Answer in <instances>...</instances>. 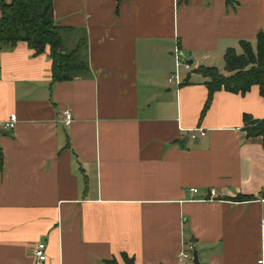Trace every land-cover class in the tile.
Segmentation results:
<instances>
[{
  "label": "crops",
  "instance_id": "obj_1",
  "mask_svg": "<svg viewBox=\"0 0 264 264\" xmlns=\"http://www.w3.org/2000/svg\"><path fill=\"white\" fill-rule=\"evenodd\" d=\"M53 3L64 50L84 40L90 73L53 82L49 46L0 52V122L17 115L0 131V264H194V248L201 264H264V143L244 121L264 119V96L221 89L202 116L197 70L256 47L264 0ZM176 48L193 60L179 87Z\"/></svg>",
  "mask_w": 264,
  "mask_h": 264
},
{
  "label": "trees",
  "instance_id": "obj_2",
  "mask_svg": "<svg viewBox=\"0 0 264 264\" xmlns=\"http://www.w3.org/2000/svg\"><path fill=\"white\" fill-rule=\"evenodd\" d=\"M226 1L232 3L234 0ZM1 11L0 52L14 47L19 41H26L37 55L44 53L49 46L53 82L70 81L90 73L84 56V40L75 48L64 50L61 30L55 22L53 0H2ZM256 41V47L250 41H241V53L235 48L228 49L225 53V72L216 67L202 66L197 69L209 78L206 81L208 98L202 116L210 107L214 93L221 89L244 94L253 85H258L264 96V30L259 31ZM244 121L248 136H261L264 143V119H254L245 114ZM4 166L5 156L0 146V173ZM235 199L249 198L238 195ZM122 257L125 264H135L134 257L127 253H123ZM108 263L120 264L116 258L108 260Z\"/></svg>",
  "mask_w": 264,
  "mask_h": 264
},
{
  "label": "built area",
  "instance_id": "obj_3",
  "mask_svg": "<svg viewBox=\"0 0 264 264\" xmlns=\"http://www.w3.org/2000/svg\"><path fill=\"white\" fill-rule=\"evenodd\" d=\"M175 55H176V68L175 71L169 76L168 81L170 84L179 87L180 84L182 83L180 78V67L184 66L187 69H190L191 65L183 60V55L178 48H176L175 50ZM73 120L74 117L71 110L70 109L64 110L62 114L63 123L66 126H69L73 122ZM16 121H17V115L15 113L11 114L9 119L0 122V130H8V131L13 130L16 126ZM192 131H194V133L192 134L193 138H196L198 135L205 134V131L202 128H196L195 130ZM191 192L194 193L198 192V188H191ZM209 193L211 198L217 196V193L214 189H211ZM45 247H46L45 242H40L37 248L35 249V254L40 261H44L47 258V255L45 253ZM181 255L183 257L189 256L188 253L185 251H183ZM259 262L263 263V259H260Z\"/></svg>",
  "mask_w": 264,
  "mask_h": 264
},
{
  "label": "water",
  "instance_id": "obj_4",
  "mask_svg": "<svg viewBox=\"0 0 264 264\" xmlns=\"http://www.w3.org/2000/svg\"><path fill=\"white\" fill-rule=\"evenodd\" d=\"M183 60L186 61L189 64L193 63L192 59H188L185 55H183ZM193 263L194 264H201L200 260H199V256H198V250L196 248H194L193 250Z\"/></svg>",
  "mask_w": 264,
  "mask_h": 264
}]
</instances>
